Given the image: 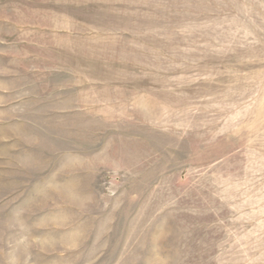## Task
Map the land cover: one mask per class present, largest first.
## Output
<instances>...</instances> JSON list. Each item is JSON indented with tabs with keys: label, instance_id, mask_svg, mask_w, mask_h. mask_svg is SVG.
<instances>
[{
	"label": "rangeland",
	"instance_id": "1",
	"mask_svg": "<svg viewBox=\"0 0 264 264\" xmlns=\"http://www.w3.org/2000/svg\"><path fill=\"white\" fill-rule=\"evenodd\" d=\"M0 264H264V0H0Z\"/></svg>",
	"mask_w": 264,
	"mask_h": 264
}]
</instances>
